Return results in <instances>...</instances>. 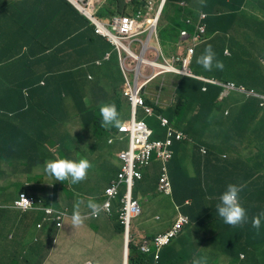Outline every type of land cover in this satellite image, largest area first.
Here are the masks:
<instances>
[{"label": "clouds", "instance_id": "obj_1", "mask_svg": "<svg viewBox=\"0 0 264 264\" xmlns=\"http://www.w3.org/2000/svg\"><path fill=\"white\" fill-rule=\"evenodd\" d=\"M62 1L69 7L73 8L80 16L86 24V28L89 30L90 34L93 33V36L100 37L111 48V51L104 52L103 56L100 59L94 60L91 65L93 64L96 67L102 66L106 61L111 59V54L114 52L123 82L119 88L118 94H115V97L111 102H97L89 95L82 85H80L76 78V76L78 77V69L67 71L64 67L63 58L67 52L61 53L55 49L46 48L50 44L42 41L40 34L32 36L31 42L25 43L23 41V31L22 36H17L16 31H13V26L9 24L10 21L16 19V9L20 3L15 5L11 0H0V6L3 5L6 12L13 10L0 21V52L3 51L0 58L5 60L10 55L20 52V54L18 53V57H20V55L21 57H24L23 62H21L22 74H26L28 78H32V80L29 81L30 85L27 86V92L29 91L28 96L30 95V92L34 95L37 84L36 82H39L40 79H51L50 85H52L53 88H58L60 90L61 94L58 96L66 107L54 112L52 118H45L40 110H36L37 113L32 114L31 105H25L21 117L22 123H25V143L23 147L14 151L13 156L9 161L5 160L0 162V166L6 169V178L0 179V182H9V186L17 188V196L10 201L13 202L10 209H16L20 214L33 213L40 216L39 222L35 225V234L37 236L33 238L32 244H37L39 238H41L42 240H45L49 247L56 246L58 242L57 232L53 234L52 238L48 239L41 233L44 230H47L49 223L53 222L57 227L56 230L60 229L63 226L65 219L69 217L70 214L66 207L50 206L46 202L44 203V198L40 196L41 191L37 187H34L35 185L40 186L41 183L39 181L31 182L29 180L30 177L36 174L34 173V169L39 168L40 164L33 165L34 168H32L30 164L28 166V143L26 139L33 133V129L38 130V127L34 126L33 123L40 122L45 125H51L46 134L36 132L41 135L45 141V152L50 155L53 148H47L46 146L53 141H56L59 150L58 156L54 157L55 160L47 161L45 163V172L54 177L56 181L60 182L69 179L72 184H78L86 179H89L91 182L98 171L96 169L97 166H92L88 158L79 160H75L74 157L73 160L61 158L64 153H67L68 155L72 154L71 151H68V149L62 145L64 136L71 133L72 130H77L80 123H84L85 126L93 128L94 131V135L88 141V143L91 142L97 146L92 152L96 154V150L103 148L114 150L113 155L117 157L120 164L116 171L117 173L104 187L101 194L102 199L100 204L89 200L86 207L90 211L87 215H83L81 212V205L85 202L83 200L76 202L71 216L72 225L80 226L84 223L87 217L98 219L101 214L107 217H112L113 211L115 210L116 217L114 226L115 232L122 243L124 256L123 264H129L130 242L134 240V244L137 246L138 250L146 255V259L151 263L155 262L154 264H157L160 256H162V251H164L165 248H168V245L176 240V243H178V241L182 239H180V237H183L186 234V236L190 235L186 233L188 227H190L195 234L203 232L199 221L192 220L188 214L179 210L174 201L175 196L169 173V162L174 156V139L180 141L183 139L184 134L177 129L175 125H172L169 119L157 114V120L159 121L160 126L165 129L166 134L163 139H151L152 129L145 123L144 115L148 117L151 116L154 111L153 106L162 107L165 103H173V98H167L162 93L164 88L170 87L173 84V81L170 78L167 79L166 76H180L182 78L200 80L206 84L220 86L222 88L219 99L220 101L229 97L232 98V101L239 104H252L256 99L257 101H260V109H264V94H260L257 91L259 86L255 85V78L252 76H250L249 86H246L237 83L233 79L223 82L214 78H206L193 71L192 64L197 50L207 43L210 44V41L216 35L207 32L206 20L212 15L216 16L217 12L212 13L204 10H196L188 6L185 2H177L176 6L183 12L184 25L178 33L177 42L175 45L169 46L168 50V47L163 48L160 44L157 31L158 21L166 0H124L122 11L117 10L111 17L102 18L96 16V4H102L105 0ZM200 5L202 7L206 6L204 0H200ZM221 18L217 21L218 24L223 20ZM19 19L24 24L28 17L26 15H21ZM12 33L15 38L10 39ZM182 33H185V35H182ZM141 36H143V38H141ZM229 38H232L230 34H228V39ZM151 40L155 41L156 46L149 45ZM135 45L138 46V53L132 48V46ZM8 46H11V50L6 54L8 48L4 47ZM32 46L35 47L34 50L31 49ZM235 50V47L223 48L226 57L233 56ZM165 51L170 52L168 57L166 56ZM151 56L153 58H151ZM18 57L16 56V58ZM139 58H141V61H139ZM160 59L162 62H159ZM235 59L237 62H240L239 48L236 51ZM166 61L172 64L173 71L162 70L161 67L165 65ZM184 61H186L187 71L185 74L178 72L182 70ZM251 61L252 64L254 61H257L259 67L261 66L264 70V54L257 55ZM196 62L206 71H211L213 67L218 70H223L224 67L223 62L216 59V53L211 45H208L205 48L204 53L197 58ZM12 68H14V66H12ZM258 71H260V68ZM127 72H132V79L127 77ZM260 74L256 76H260ZM157 79H159L158 83L155 86H152L151 84L155 83ZM92 80V76L87 75V77L81 81L91 84ZM150 88L155 91L149 92L148 89ZM260 88L261 87H259V89ZM137 90L139 91L137 92ZM202 90L205 91L206 88L203 87ZM43 97V94L37 97L32 96L30 97L33 99L31 103L41 104L45 101L42 99ZM137 97L142 100L140 105L135 103ZM146 99L150 101L152 106L145 103ZM116 106H121L120 109H129V117L121 121L120 113ZM26 114L27 117L25 118ZM224 116L227 117L224 118V122H228L229 125L227 130L234 131L235 122L233 121V118L228 116V112H225ZM100 117L102 120L97 121V118ZM79 119H81V122L78 121ZM89 120L91 123H88ZM218 120L220 122L221 118H218ZM51 123L57 124V129L60 131L59 134L53 129ZM212 129L214 128L211 127L209 130ZM31 131L32 133H30ZM207 138H210L208 134L204 136V139ZM118 143L120 146L116 147ZM123 145L125 146L121 147ZM225 145L226 144L220 142L218 147L220 146L223 148ZM245 146L247 150L246 142ZM240 148L242 149V146ZM142 153H145V156L142 158V162H140L138 157H140ZM121 154L126 156L129 161L134 159L135 163L138 165L137 170L139 171L140 176H134L130 181H125L124 179L120 180L116 194L114 196H109L106 193V189L112 185V183L119 180L118 174L121 172L124 163ZM207 155H209L208 149L205 145L201 144L198 158L203 160ZM94 158L95 157H92L90 159ZM153 161V165L159 164V166H161L160 178L156 188L150 194L146 195L147 201L142 203L138 198H135L132 195V187L136 180L142 178L145 171H148L151 176L155 174L154 170L150 168ZM209 161L216 163L215 160ZM217 162L220 163L219 161ZM17 172L24 173L28 176V178L24 179V182L19 186H16L19 182V178L14 176ZM89 173H91V176H89ZM22 185L29 187L27 193L20 190ZM64 185L67 186L66 184H63V186ZM244 187L245 185L229 184L220 196L214 197L217 201L215 206L216 212L227 225L236 227L248 222L247 210L240 202V193L244 190ZM177 190H179V188ZM59 191H62V187L59 188ZM77 193L79 192L77 191ZM178 195L181 194L178 193ZM162 197H168L175 210H178V212H175L176 215L173 217L171 223L164 231L156 234H149V232H136L135 221L138 217L144 214V208H148L149 204L146 203ZM131 200L139 203L140 211L137 214L126 212V209L124 208ZM106 201L109 202L108 210L103 206ZM263 204L264 200L262 202V205ZM3 205L4 203L0 202V206ZM211 212L212 211L209 210L207 216L211 214ZM262 216H264V213L252 217L251 223L253 228L259 230ZM153 218L159 220L161 216L156 214ZM132 221H134V226L131 231ZM116 222L119 225H122L121 233L118 232L119 227L116 226ZM197 229L198 231H196ZM214 229L215 228H208L210 232ZM159 236L167 237L168 241L163 244H158L157 237ZM9 238L15 243H9L11 247H9L7 243L3 244L5 253L13 255V253L18 250V257H21L19 261H22L24 258L26 259L29 256L28 253L20 249L17 241L14 240L13 235H10ZM206 245L218 246L209 241H207ZM144 246L148 249H144ZM227 253L232 256V253ZM150 256L153 257L152 260H150ZM241 257H244V255L241 254ZM204 259L205 258L195 259L193 260V264H203ZM50 261L51 260H49V262ZM85 264L94 263L89 260L86 261Z\"/></svg>", "mask_w": 264, "mask_h": 264}, {"label": "trees", "instance_id": "obj_2", "mask_svg": "<svg viewBox=\"0 0 264 264\" xmlns=\"http://www.w3.org/2000/svg\"><path fill=\"white\" fill-rule=\"evenodd\" d=\"M177 1L179 0L165 1L157 26L159 42L163 48L168 47V50L169 46H173L177 42L178 33L184 25L183 12L176 6ZM12 11L6 12L5 7L1 5L0 21ZM220 18L212 15L206 20L207 32L216 34L210 41L211 43L218 37L214 27L218 24L217 21ZM48 21L49 19L47 18L46 26H48ZM83 25L86 26L85 23ZM251 29L255 30L257 35L258 39L256 41L259 44V51L261 47H264V33L261 32H264V28L252 27ZM84 34H90V32L86 31ZM239 36L240 34L233 36V43L236 49L235 54L240 47L237 44ZM4 48H8L6 54L11 50V46ZM204 50L203 46L200 47L194 57L192 69L196 74L223 82L233 79L239 84L249 86L250 76L255 78L256 75L261 73L258 77L260 87L261 81L264 80V70L261 66L259 67L257 61H254L252 66L248 61L237 62L235 54L231 57H226L223 50L220 51V48H213L216 53V59L222 61L224 67L223 70L213 67L211 71H206L196 62L197 58L204 53ZM18 53L20 54V52ZM18 53L10 55L5 60L0 58V162L9 161L14 151L23 147L25 143V123L23 124L21 120L25 105H31L32 114L37 113L36 110H40L45 118H52L54 112L66 108L58 96L61 94L60 90L50 85L51 79H40L39 82H36L34 95L30 92L28 96L29 91L27 92V86L30 85L29 81L32 78H28L26 74H22L21 62H23L24 57H21V55L18 57ZM259 68L260 71H258ZM170 79L173 81V84L167 87L166 91L163 89L162 93L167 98H173V103H165L162 107L153 106L154 111L152 115L149 117L144 115L145 123L152 129L151 139H163L166 134L165 129L160 126L157 120V114L169 119L170 123L175 125L184 134L182 140L178 141L174 139V156L169 162V173L175 196L174 201L179 210L188 214L192 220L199 221L203 232L195 234L197 239H199V236L202 237L198 241L192 235L191 228L188 227L186 233L191 236H186V234L180 237L182 241L179 243H176V240L168 245V248L162 251V256H160L157 264H177L183 256L180 250L184 248H186L191 257L205 258L204 260L208 264L218 263L220 261L219 254H227V252L232 253V256H230L231 264H264V233L258 231L256 233L258 234L257 237L247 236L239 241L235 240L233 238L234 229L241 228L248 225V223L236 227L225 224L216 212L215 206L217 201L214 199V197L220 196L230 183L245 185L244 190L240 193L242 206L245 207L247 213L250 209L258 210L261 208L259 204H255V201L257 197L258 200L264 197V161L262 160V154H264V135H257L263 141L262 148L248 152L245 146L246 138H238L232 135L233 131L230 130H226V139L221 138L219 133H216L219 123L224 122V118H227L224 116L225 112H228V116L231 118H248L253 121L254 118H260V114L258 113L260 111V101L255 99L252 104H239L232 101V98L229 97L220 101L222 92L220 86L180 76H171ZM203 87L206 88L205 91L202 90ZM259 87L257 91L260 94H264L263 87L260 89ZM148 91L153 92L155 90L150 88ZM41 94H43L44 97L42 99L45 101L41 104H32L33 99L30 97H37ZM145 103L151 105L147 99ZM116 107L120 113L121 121L129 117V109H120L121 106ZM218 118H221L220 122ZM100 120H102L101 117L97 118V121ZM244 123L246 122L244 121ZM51 124L56 133L59 134L60 131L57 129V124ZM33 125L37 126L38 130L33 129V133L31 131L30 133L32 134L26 139L28 143V163L31 166L41 164V166L45 167V156L49 154L45 152L43 137L36 132L46 134L51 125H45L40 122L33 123ZM258 125L261 126V123H258ZM211 127L214 129L209 130ZM206 134L210 138L204 139ZM63 142L65 141L63 140ZM220 142L226 145L218 149L217 147ZM201 144L205 145L209 151V155L205 156L203 160L198 158ZM241 146L244 147V150L240 148ZM68 151L71 150L69 149ZM61 158L73 160L72 154L68 155L67 153L62 154ZM209 160L216 161V168H214L213 163ZM154 161L150 168L154 170L155 174L151 176L148 173V177L147 174L143 173L142 178L136 180L132 187V195L142 203L147 201L146 195L156 188L160 178L161 166L159 164L153 165ZM217 161L220 162V165H224H218ZM220 167H222V170ZM5 174L6 169L0 166V179H5ZM178 188L179 190H177ZM16 189V187H11V190L7 188L1 190L0 188V196L11 194L12 192L16 193ZM178 193L181 195H178ZM43 202L45 203V200ZM3 203L4 205L0 206V214L2 212H6V214L4 220L0 218V245L7 243L11 247L9 243L15 242L6 233V223L10 222L8 212L15 217L20 212L16 209H10L13 202ZM209 210L212 212L207 216ZM249 218L248 216V220ZM262 225H264V217H261ZM116 226L119 227L118 232L121 233L122 225L116 222ZM211 226H214L215 229L210 232L208 228ZM230 228L232 229L229 232ZM56 229L57 227L54 222L49 223L47 230H44L41 234L45 235L47 239L52 238L53 234L56 233ZM15 234H11L14 240H16ZM207 241L218 246H208L206 245ZM134 243L135 240L130 242L129 264H154L155 262L151 263L146 259V255L138 250ZM2 247L4 246H0V264H24V262L19 261L21 257H18V250L9 256ZM204 247H207V249L204 250ZM241 254L244 257H241ZM149 258L150 260L153 259L152 256ZM25 264L37 263L32 261L29 256V261ZM49 264L59 263L56 260H51ZM81 264L85 263L82 261Z\"/></svg>", "mask_w": 264, "mask_h": 264}, {"label": "crops", "instance_id": "obj_3", "mask_svg": "<svg viewBox=\"0 0 264 264\" xmlns=\"http://www.w3.org/2000/svg\"><path fill=\"white\" fill-rule=\"evenodd\" d=\"M11 1L15 5L20 3L16 9V19L9 23L13 26V31H16L17 36H22L23 31V41L29 43L32 36L40 34L41 40L50 44L46 48L55 49L61 53L67 52L63 58V64L67 71L78 69L77 75L79 78L77 76L76 78L80 85L97 102H111L115 94H118L123 82L116 55L112 52L111 59L100 67L91 65L94 60L100 59L104 52L111 51V48L100 37L84 34L89 30L83 25V20L74 9L66 5L62 0ZM177 2H185L196 10L217 12V17H223L221 18L223 20L214 27L218 37L213 43L205 44L203 46L204 49L208 45H211L214 49L220 48V51L225 47H235L233 36L240 34L237 43L240 46V62L248 61L252 66L251 60L259 54H264L262 52L264 47H261L262 50L258 51L259 44L256 41L258 38L255 30L251 29L252 27L264 28V0H204L206 6L203 7L200 5V0H179ZM21 15L28 17L24 24L19 19ZM47 18L49 19L48 26H46ZM261 32L264 33L263 31ZM227 34H230L232 38L228 39ZM13 38L15 37L12 33L10 39ZM31 49L34 50L35 47L32 46ZM87 75L92 76L91 84L81 81ZM258 77H255L256 86H259ZM260 87H263L264 90V80L261 81ZM258 113L260 118H254V121L248 118H233L235 123L234 131L231 134L238 138H246L245 142L248 152L260 150L261 146H263L262 139L257 137V135H264V109H260ZM78 121L81 122V119ZM88 123H91V121L89 120ZM258 123H261V126ZM83 126L85 124L80 123L77 132H82ZM228 127V122L219 123L217 133H219L221 138H227L226 130ZM119 146L120 144L118 143L116 147ZM219 148L221 147L219 146ZM242 150H244L243 146ZM113 151L107 148L96 150V155L99 156L94 159L88 158L92 166H97L96 169L98 171L90 185L80 189L81 195L72 198V206L63 205L62 203L59 206L57 205L58 207H66L70 216L65 219L63 226L56 230L58 234L56 246L49 247L45 240L41 238H39L37 244H32L33 238L37 236L34 232V227L39 222L40 216L38 214H17L15 217L8 212L10 222L6 223V233L11 235L16 232L14 237L17 244L19 247L21 246L20 249L28 253L32 261L37 264H49V260H58L59 264H81L82 261L85 263L91 260L94 264H123L122 243L115 232L114 226L115 210L112 217L101 214L98 219L87 217L80 226H73L71 223V216L77 201L83 200L85 202L81 205L83 215H87L90 211L86 207L89 200L100 204L102 191L109 180L114 177L120 164L117 157L113 155ZM262 160L264 161V154H262ZM223 165L221 164L220 166ZM213 166L216 168L217 164L213 163ZM220 169L222 170V167ZM145 174L148 175V171H145ZM89 176H91V173H89ZM0 188L1 190L6 188L11 190L9 182L5 181L0 182ZM15 196V192L0 196V202H10ZM57 199L61 201L60 192L57 194ZM263 200L264 197L260 200H258V197L256 198L255 204H259L261 208L258 210L250 209L248 212L250 217L247 222L248 225L234 229L233 238L235 240L239 241L247 236L257 237L258 234L256 233L258 231L264 233V225L257 230L252 227L251 223L252 217L264 213ZM146 204L149 205L148 208H144V216L138 217L135 221L136 232L138 231L139 233L149 232V234H156L164 231L171 223L173 217H175V212H178L168 197L154 199ZM5 214L6 212H2L0 218L4 220ZM156 214L161 216L159 220L153 218ZM210 228L215 227L211 226ZM231 229H229V232ZM180 241L182 239L178 243ZM0 246H3V244ZM2 248L4 250V247ZM258 248L260 247L258 246ZM7 254L11 256L10 253ZM29 256L26 259H22L24 264L28 263Z\"/></svg>", "mask_w": 264, "mask_h": 264}, {"label": "rangeland", "instance_id": "obj_4", "mask_svg": "<svg viewBox=\"0 0 264 264\" xmlns=\"http://www.w3.org/2000/svg\"><path fill=\"white\" fill-rule=\"evenodd\" d=\"M123 2L124 0H105L104 3L102 4H96V16L97 17H111L112 14L119 10L122 11L123 8ZM141 38H143V36H141ZM150 46H156L155 41L151 40L149 43ZM133 50L136 51V53H138V46H132ZM170 52L165 51L166 56L168 57ZM3 54V51L0 52V56ZM151 58H153L151 56ZM159 62H162V60L160 59ZM127 77L129 79H132L133 75L132 72H127ZM166 78H170V75L166 76ZM159 79H157L155 81V83L151 84L152 86H155L158 83ZM167 84V83H166ZM164 91H166V88H164ZM94 135V131L93 128H90L89 126H85L83 127V131L82 132H77V130H72L71 133H69L68 135L64 136V141H62V145L63 147L67 148L68 150H71L72 156L75 158V160H79V159H87V158H92V157H97L99 155H96L92 152V150H94L95 148H97L96 145H94L93 143L89 142V139ZM47 148H53L50 155L49 156H45V163L47 161H51V160H55L54 157L58 156L59 150L58 147L56 145V141L50 142L47 144L46 146ZM12 162V161H11ZM29 166V163H27ZM32 168H34L32 166ZM34 174L32 177L29 178V180L31 182L33 181H39L41 184L40 186L35 185L34 187H37L42 194H40V196H42L45 200V202L50 205V206H59V204H63V205H69L72 206V198L76 197L78 195H81L80 193V189H83L84 187H87L90 185V180L86 179L78 184H72L69 180H65L64 182H60V181H56L54 177L48 175L45 172V167L39 166V168H35L34 169ZM14 176H16L17 178H19V182L17 183L16 186H19L20 184H22V182H24V179H27L28 176H26V174L24 173H16L14 174ZM63 184H66L67 186H63ZM62 187V191H59V188ZM29 187L26 185H22L20 187V190L27 193ZM77 191H79V193H77ZM60 192L61 194V201H58L57 199V194ZM133 226H134V221H132V228L131 231L133 230ZM192 235L194 237H196L195 232L191 231ZM199 239H201L202 237H198ZM197 239V237H196ZM199 239H197L198 241H200ZM207 249V247H204V250ZM171 250V249H170ZM186 248L180 250L182 253V257L179 260V262L177 264H193V260L195 259H200V257L194 256L191 257ZM191 250V249H189ZM199 250V249H198ZM231 255L230 254H225V253H220L219 254V258L220 261L217 263L215 262L214 264H231ZM228 261V262H227ZM203 264H208L207 261H203Z\"/></svg>", "mask_w": 264, "mask_h": 264}, {"label": "built area", "instance_id": "obj_5", "mask_svg": "<svg viewBox=\"0 0 264 264\" xmlns=\"http://www.w3.org/2000/svg\"><path fill=\"white\" fill-rule=\"evenodd\" d=\"M182 35H185V33H182ZM172 64L169 62H165V65H163L161 68L163 71H173L174 69L171 66ZM179 73H187L186 71V61H184V65L181 71H178ZM139 90H137L138 92ZM137 104H141L142 100L137 97L136 102ZM142 125V124H141ZM145 156V153H142V155L140 157H138L140 159V162H142V158ZM121 158L123 159V166L121 169V172L118 174L119 180L117 182L112 183V185H110L107 189H106V193L109 196H114L116 194L117 191V187L118 184L120 183V180H125V181H130L134 176L135 177H139V171L137 170L138 165L135 163L134 159H131L130 161L127 159L126 156H124L123 154H121ZM145 163V162H144ZM163 180V179H162ZM164 181V180H163ZM104 208L106 210H108L109 208V202L106 201L103 204ZM126 209V212H131L132 214H137L140 211V206L139 203L137 201L131 200L129 201L126 206L124 207ZM168 241V238L165 236H159L157 237V243L158 244H163L166 243ZM144 249H148L146 246L143 247Z\"/></svg>", "mask_w": 264, "mask_h": 264}, {"label": "bare ground", "instance_id": "obj_6", "mask_svg": "<svg viewBox=\"0 0 264 264\" xmlns=\"http://www.w3.org/2000/svg\"><path fill=\"white\" fill-rule=\"evenodd\" d=\"M139 61H141V58H139Z\"/></svg>", "mask_w": 264, "mask_h": 264}]
</instances>
